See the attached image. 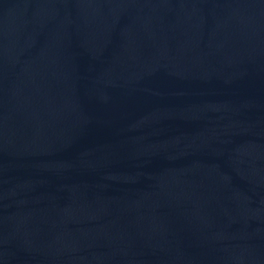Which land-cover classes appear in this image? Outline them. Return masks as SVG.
Wrapping results in <instances>:
<instances>
[{
    "label": "water",
    "instance_id": "95a60500",
    "mask_svg": "<svg viewBox=\"0 0 264 264\" xmlns=\"http://www.w3.org/2000/svg\"><path fill=\"white\" fill-rule=\"evenodd\" d=\"M0 264H264V0H0Z\"/></svg>",
    "mask_w": 264,
    "mask_h": 264
}]
</instances>
